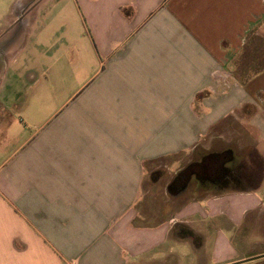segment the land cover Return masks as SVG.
I'll list each match as a JSON object with an SVG mask.
<instances>
[{
  "label": "crops",
  "instance_id": "crops-1",
  "mask_svg": "<svg viewBox=\"0 0 264 264\" xmlns=\"http://www.w3.org/2000/svg\"><path fill=\"white\" fill-rule=\"evenodd\" d=\"M83 2L89 69L74 44L78 83L0 163V264H230L261 253L229 232L264 215V168L253 161H264V69L243 79L232 64L264 0ZM33 16L0 26L15 47L0 92L39 36ZM182 154L202 158L170 191L179 198L195 182L192 197L146 222L137 205L148 171L178 165L179 179ZM228 169L235 177L222 184Z\"/></svg>",
  "mask_w": 264,
  "mask_h": 264
},
{
  "label": "rangeland",
  "instance_id": "rangeland-1",
  "mask_svg": "<svg viewBox=\"0 0 264 264\" xmlns=\"http://www.w3.org/2000/svg\"><path fill=\"white\" fill-rule=\"evenodd\" d=\"M83 8H85L83 0H0V26H5L12 18L25 21L29 15L30 19H33L35 15L34 30L39 34L29 48L20 51L17 63L10 69L8 80L4 84L3 91L0 92V113H2V116L0 115V163L28 135L41 126L43 117L51 110L49 103L65 99L68 92L78 83V77H75L72 72L75 67H78L73 63L74 44L81 46L82 57L85 59L84 67L89 69L92 32L89 18L84 12L82 13ZM9 34L0 37V72L5 68V56H9L15 49L10 42L6 43L9 40ZM238 56L232 64H236V74L240 73L243 79L264 69V18ZM41 65L47 68L46 78L42 77L44 66ZM28 71H32L38 78L41 75L40 81L35 85L26 83L25 74ZM241 142L244 144L245 141ZM206 144L210 146L213 143L206 142ZM201 158L200 155H180L179 167L186 169L182 172L186 185L192 169H197L196 166L199 164L196 162ZM253 161L258 163L259 159L253 157ZM177 169L178 165H175L172 170H168L163 163L159 170L148 171V179L137 205L138 213L146 217V222L154 220L156 215L166 214L171 210V204L183 203L192 197L191 190L195 182L189 185L188 190L181 191L179 198H174L172 192L179 190L174 187L175 180L172 181ZM207 178L209 180H202L204 185L201 183L200 187L210 186L209 182L206 184L205 182H211L212 177ZM226 188L231 190L232 187ZM259 192L264 195L262 190ZM261 207L264 214V205ZM225 221L226 219L222 218V228H227ZM235 229L236 227H232L229 233L233 234V240L237 245L253 243L261 252L257 255L264 254V215L256 219L249 217ZM240 264H264V257Z\"/></svg>",
  "mask_w": 264,
  "mask_h": 264
},
{
  "label": "flooded vegetation",
  "instance_id": "flooded-vegetation-1",
  "mask_svg": "<svg viewBox=\"0 0 264 264\" xmlns=\"http://www.w3.org/2000/svg\"><path fill=\"white\" fill-rule=\"evenodd\" d=\"M193 171L192 172H196L197 170L196 169H192ZM233 172V173H232ZM235 170H231V169H228L227 171L226 170H223L222 171V178H223V180H222V184L223 183H225L226 181H227V179H230V178H233V177H235ZM204 175L203 176H205L204 178H207V177H209L208 175H205V173H203ZM190 176H192L191 174H190ZM183 177H184V175L182 174L181 176H180V178L178 179H175V185H174V187L176 188V189H179V190H181L182 188H184L183 186H185L186 185V181L184 182L183 181ZM188 178L186 177V180H187ZM190 180V179H189ZM229 181V180H228ZM178 190V191H179Z\"/></svg>",
  "mask_w": 264,
  "mask_h": 264
},
{
  "label": "trees",
  "instance_id": "trees-1",
  "mask_svg": "<svg viewBox=\"0 0 264 264\" xmlns=\"http://www.w3.org/2000/svg\"><path fill=\"white\" fill-rule=\"evenodd\" d=\"M255 158H257V159H259V162L257 163V162H255V163H257L255 166L259 169V171H261V170H263V168H264V161H263V159H262V157L259 155V156H257V157H255ZM260 160H261V162H260ZM261 165V167H260V165ZM231 190H240V189H236V188H231Z\"/></svg>",
  "mask_w": 264,
  "mask_h": 264
},
{
  "label": "water",
  "instance_id": "water-1",
  "mask_svg": "<svg viewBox=\"0 0 264 264\" xmlns=\"http://www.w3.org/2000/svg\"><path fill=\"white\" fill-rule=\"evenodd\" d=\"M173 192H175V191H173ZM262 257H264V254L256 255V256L251 257V258H249V259H246V260H240V261H237V262H234V263H230V264H240V263H244V262L249 261V260H254V259H258V258H262Z\"/></svg>",
  "mask_w": 264,
  "mask_h": 264
}]
</instances>
